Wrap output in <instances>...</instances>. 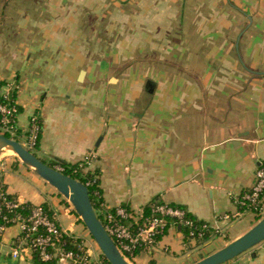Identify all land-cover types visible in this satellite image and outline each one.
I'll return each mask as SVG.
<instances>
[{
    "label": "crops",
    "instance_id": "obj_1",
    "mask_svg": "<svg viewBox=\"0 0 264 264\" xmlns=\"http://www.w3.org/2000/svg\"><path fill=\"white\" fill-rule=\"evenodd\" d=\"M4 93L19 106L17 140L39 117L42 161L94 154L84 169L107 207L140 214L159 200L221 232L190 239L170 222L131 264H193L251 227L238 222L253 212L223 216L240 210L264 165V0H0ZM0 184L44 205L70 236L89 234L17 156L0 159ZM19 234L1 232L0 264H47L27 250L12 256ZM224 264H264V242Z\"/></svg>",
    "mask_w": 264,
    "mask_h": 264
},
{
    "label": "built area",
    "instance_id": "obj_2",
    "mask_svg": "<svg viewBox=\"0 0 264 264\" xmlns=\"http://www.w3.org/2000/svg\"><path fill=\"white\" fill-rule=\"evenodd\" d=\"M0 96L3 99V101L0 100V134H8L10 138L16 139L19 135L18 103L7 93ZM40 129L39 117L32 115L24 141H18L25 148L33 151L37 147ZM93 157V153L86 155L81 163L83 169ZM52 167L60 172L64 170L60 163H55ZM93 182L87 180L85 185ZM93 195L96 198V209H94L96 215H99L106 232L122 257L128 262L141 251H148L155 247L170 222L186 227L187 236L190 239H203L207 232L214 235L221 233L219 229H212L206 223H198L189 217L186 209L159 200L152 201L147 212L134 214L123 206L107 207L100 199L98 188L93 191ZM263 199L264 165H261L255 171L252 186L245 190L238 200L240 210L225 214L223 218L231 220L246 212L259 213L263 210ZM24 204L0 186V234L9 225H18L20 228V234L13 245L12 256L14 258L27 250L31 255L36 254L41 262L55 260L58 263L69 264H110L102 258L92 256L84 243L76 242V238L63 230L58 225L55 216L48 214L41 205H30L31 209L27 214L16 212V209ZM64 236L69 238L66 240Z\"/></svg>",
    "mask_w": 264,
    "mask_h": 264
},
{
    "label": "water",
    "instance_id": "obj_3",
    "mask_svg": "<svg viewBox=\"0 0 264 264\" xmlns=\"http://www.w3.org/2000/svg\"><path fill=\"white\" fill-rule=\"evenodd\" d=\"M251 21V19H249ZM84 76L80 73L79 80ZM151 91V89H147ZM13 152L18 159L53 186L73 206L84 226L110 264H131L125 260L97 217L89 197L87 186L63 172L54 169L25 148L18 140L0 134V159L6 152ZM264 241V215L245 233L227 243L221 249L193 264H224L260 242Z\"/></svg>",
    "mask_w": 264,
    "mask_h": 264
},
{
    "label": "trees",
    "instance_id": "obj_4",
    "mask_svg": "<svg viewBox=\"0 0 264 264\" xmlns=\"http://www.w3.org/2000/svg\"><path fill=\"white\" fill-rule=\"evenodd\" d=\"M0 100L3 101V99H2L1 96H0ZM18 134H19V131H18ZM5 136L9 137L8 134H5ZM47 164L50 165V166H52L49 163H47ZM60 164L64 167V170H63V173L64 174H66V175H68V176H70V177H72L74 179H77V180H79L80 182H82L84 184L87 183V180L94 181L92 184H88L87 185V188H88V191H89V197H90V200L92 202L93 208L96 209V203H95L96 198L93 195V191L98 188V179L96 178L95 174H92V173H90L88 171L85 172L84 169L82 168L81 163H78V162L75 163V164H68V163H60ZM0 186L2 188H4L1 184H0ZM41 206L48 212V214L51 215V212L44 205H41ZM30 209H31V206L28 203H25L22 207L16 209V212L21 213V214H27V213H29ZM263 215H264V211L263 210L261 212L257 213L256 214V221H255V223L260 218H262ZM97 217L100 218L99 215ZM80 222H81V220H80ZM0 223H1V220H0ZM198 223H200V222H198ZM182 229L185 231V233L187 232L186 227L183 226ZM210 234H211L210 232H207L205 234V236L203 237V239H207L210 236ZM68 238H67V236H64V239L67 240ZM75 240H76V242H81L80 239H75ZM33 257H34L35 261L38 262V263L53 264L54 263L53 261H55V260H52V261H49V262H41L37 258V255L36 254H34ZM101 258L104 261L108 262L106 260V258L103 256V254H101Z\"/></svg>",
    "mask_w": 264,
    "mask_h": 264
},
{
    "label": "rangeland",
    "instance_id": "obj_5",
    "mask_svg": "<svg viewBox=\"0 0 264 264\" xmlns=\"http://www.w3.org/2000/svg\"><path fill=\"white\" fill-rule=\"evenodd\" d=\"M16 2H17V0H15ZM19 140V139H18ZM36 156H39V153L37 152V150H36V148L35 149H33V151H32ZM4 156L5 157H8V156H16L13 152H11V151H8V152H6V154H4ZM263 211H264V202H263ZM256 214L257 213H253V214H248V215H246L245 217H243L242 218V220H239V222L238 223H241L243 226H246V225H248V224H254L255 223V221H256ZM249 218H250V220H249ZM252 225H251V227H252ZM241 226V225H240ZM84 229H85V232H88V230L84 227ZM89 233V232H88ZM86 238L88 239V241L93 245V247H96V249L98 250L99 249V247H98V245L96 244V242L93 240V238L91 237V235L90 234H87V236H86ZM86 238L85 239H82L83 241V243L84 242H87L86 241ZM85 245V244H84ZM85 247L86 248H90L88 245L86 246L85 245ZM208 249H210V246H209V248ZM99 251L101 252V250L99 249ZM102 254V253H101ZM134 259V258H133ZM132 259V260H133Z\"/></svg>",
    "mask_w": 264,
    "mask_h": 264
}]
</instances>
